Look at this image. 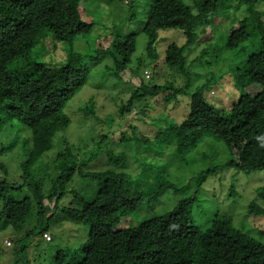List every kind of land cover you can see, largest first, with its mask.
Wrapping results in <instances>:
<instances>
[{
  "label": "trees",
  "instance_id": "16d2710c",
  "mask_svg": "<svg viewBox=\"0 0 264 264\" xmlns=\"http://www.w3.org/2000/svg\"><path fill=\"white\" fill-rule=\"evenodd\" d=\"M92 1L95 0H0V107L30 130V151L21 164L25 181L30 175V167L51 149L54 137L69 125L65 108L85 86L88 74L85 68L65 64L55 74L49 69L43 72L33 66L21 77H14L7 64L19 59L24 60L20 64L28 65L32 62L29 58L31 50L47 38L66 43L69 58L81 60L83 56L71 50L77 34L81 32L79 6L81 2ZM234 1L245 6L254 27L234 48L233 57L244 52L246 56L236 63L230 75L237 82L252 80L264 88V9L256 8L257 0H152L142 26V33L146 36V54L156 60L160 30H180L185 42L181 46L170 44L165 51L164 63L179 69L187 81L182 87H176L173 82L147 87L140 81L139 87L132 90L128 100L120 105V114L128 112L146 97L155 98L168 93V98L173 99L187 94L190 78L184 51L197 41L196 27L202 25L205 29V26H211L217 15L221 11L226 12ZM133 5L125 20L136 17L137 7ZM246 18L245 15L241 23ZM240 28H233L231 33ZM135 36V33L116 34L104 50L95 51L96 58L108 56L113 61L114 68H110V73L120 81L136 51ZM250 48L253 50L248 53ZM207 50L202 53L206 54ZM145 72L149 75L146 79H149L150 73L144 71V77ZM139 76L138 64L130 70L129 79ZM210 80L206 79L190 94L189 114L180 124L164 126L152 140L141 137L134 125L130 126L132 136L121 134V142L125 146H151L162 150L173 145V156L183 163L204 136L220 140L236 152L235 156L230 154L224 164L196 173L194 191L179 199L175 207L164 215L133 221V215L142 209L153 211L157 197L165 189H172L178 195L181 190L173 183L165 181L148 192L133 188L136 179L128 173L113 169L85 171L87 163L79 161L68 142L62 143L63 149L55 159L57 176L44 200L54 203L57 208L56 200L67 194L66 187L75 174L81 179L94 180L96 192L88 199L76 195L75 203L62 209L69 221L88 226V234L78 249L59 251L51 264H264V242L234 228L229 217L215 216L206 230L199 229L192 219L201 185L211 174L226 168L245 174L264 172V103L254 111L241 114L249 115L248 118L233 120L227 111L209 103L204 97ZM258 95L264 101V91ZM82 111L86 115L93 114L91 104H85ZM109 139V135H99L96 145L108 143ZM141 165L143 173L150 167L147 162H141ZM0 170L5 172L1 162ZM29 186L33 197L38 199L37 204L42 205L44 201L30 181ZM7 188L5 182L0 183L3 201L0 217L20 230L30 210L31 199L29 195L21 199L7 196ZM257 196L264 201V189L258 190ZM39 209L41 214L45 208ZM248 214L264 216V208L253 201L249 204ZM123 218L128 220V224L121 226ZM42 225L38 223L41 236L47 233ZM69 256H74V261Z\"/></svg>",
  "mask_w": 264,
  "mask_h": 264
},
{
  "label": "rangeland",
  "instance_id": "374dc122",
  "mask_svg": "<svg viewBox=\"0 0 264 264\" xmlns=\"http://www.w3.org/2000/svg\"><path fill=\"white\" fill-rule=\"evenodd\" d=\"M151 1L81 2V32L77 34L71 49L83 56L81 60L69 58V46L66 43L47 38L31 50L29 58L32 62L28 65L20 64L24 60L19 59L7 64L8 71L14 77H21V74L28 72L33 66L43 72L49 69L55 74L59 67L70 64L76 68H85L88 80L65 108L70 119L69 125L54 137L51 149L30 167V175L26 181L22 179L21 164L30 151V130L5 108L0 107V162L5 167V172L0 170V183L5 182L8 185L5 189L7 196L21 199L29 195L31 199L30 210L20 230L14 229L5 218L0 217V264H51L59 251H74L86 241L88 226L69 221L63 215L62 209L75 203L76 195L87 199L92 197L96 192L94 180L81 179L75 174L66 187L67 194L56 200L57 208L54 203L44 200L57 176L55 159L57 153L63 149L64 142L74 148L79 161L84 160L87 163L85 171L113 169L128 173L136 179V186L133 188L139 187L148 192L165 181H170L181 190L178 195L172 189L162 191L153 211L142 209L137 212L133 215L135 222L146 216L170 212L179 199L194 191L196 173L220 166L227 161L230 154L236 155L224 142L210 136H204L197 143L187 155L185 163L173 156V145L161 150L151 146L146 148L122 144L121 134L132 136V125L136 126L141 137L152 140L164 126L180 124L189 114L190 94L208 78L211 80L204 97L209 103L227 111L233 120L248 118L249 115L241 114L254 111L264 103L258 95L264 91L259 83L252 80L237 82L230 75L236 63L244 60L246 56L244 52L233 57L234 48L254 27L245 6L234 1L226 12L221 11L217 15L211 26L207 25L205 29L202 25L196 27L197 41L184 51L190 78L188 93L173 99L168 98V93H162L155 98L146 97L121 115L120 105L128 100L132 90L139 87L140 81L147 87L171 82L176 87H182L187 81L179 69L164 63L167 47L172 43L181 46L185 42L180 30H160L156 42V60L146 54V36L142 33V26L146 12L152 5ZM257 2L259 3L256 8L264 9V0ZM133 4L137 7L136 17L125 20ZM245 15L247 18L241 23ZM1 16L0 14V18ZM235 27L242 28L231 33ZM132 33L136 35V51L120 81L110 73V68H114L113 61L108 56L96 58L95 51L104 50L111 37L116 34ZM206 48L207 53L203 54L202 51ZM252 50L250 48L248 53ZM138 64L140 76L129 79L130 70H134ZM144 71L150 73L149 79L144 77ZM85 104H91L93 114L86 115L82 111ZM102 134L109 135L108 143L96 145L98 136ZM160 151L163 153L157 154ZM141 162L150 165L144 173ZM29 181L44 201L42 205L37 204L38 199L33 197ZM260 189H264L263 171L245 174L233 168L219 170L202 183L198 202L192 211V219L199 229L206 230L215 216H227L232 220L234 228L264 242V235H261L264 231V216L248 214L249 204L253 201L264 208V201L257 196ZM42 206L45 209L39 214V207ZM2 208L3 201L0 198V213ZM38 223L43 224V229H47L51 239L49 242L38 233ZM125 224H128V220L123 218L120 225ZM4 241H10L12 246L6 247ZM73 258L74 256H69L74 261Z\"/></svg>",
  "mask_w": 264,
  "mask_h": 264
},
{
  "label": "built area",
  "instance_id": "2783aa9c",
  "mask_svg": "<svg viewBox=\"0 0 264 264\" xmlns=\"http://www.w3.org/2000/svg\"><path fill=\"white\" fill-rule=\"evenodd\" d=\"M148 77H149L148 73L145 72V78H148ZM42 238L45 239L46 241H49L50 240V236H49L48 233H43ZM4 245L6 247H11L12 246V244H11L10 241H4Z\"/></svg>",
  "mask_w": 264,
  "mask_h": 264
}]
</instances>
